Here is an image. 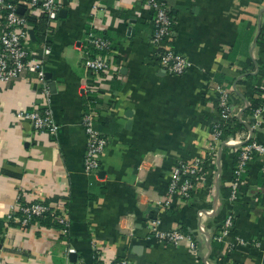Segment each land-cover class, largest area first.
Returning a JSON list of instances; mask_svg holds the SVG:
<instances>
[{"label": "crops", "instance_id": "crops-1", "mask_svg": "<svg viewBox=\"0 0 264 264\" xmlns=\"http://www.w3.org/2000/svg\"><path fill=\"white\" fill-rule=\"evenodd\" d=\"M58 1L62 12L44 64L57 136L36 134L28 121L15 117L40 107L33 76L0 83L2 264H73L68 249L75 252V264H94L93 246L105 260L127 257L130 264H264V156L252 160L244 191L230 203L226 193L237 149L219 155L210 131L217 86L241 118L253 88L264 91V0H163L173 23L169 45L192 62L180 77L155 66L152 17L140 0ZM90 31L105 35L114 48L108 56L113 72L96 82L93 105L94 124L107 147L98 170L87 175L81 120L95 77L83 66L82 43ZM248 60L253 69L241 70ZM247 75L254 77L252 87L240 85ZM252 131L264 146V115ZM196 158L203 170L191 197H174L165 207L172 169ZM20 196L66 209L68 235L62 237L56 224L34 222L21 229L8 223ZM233 210L226 240L240 238L248 245L232 251L212 246ZM153 219L161 232L190 235L196 248L186 239L177 246L156 240L148 230Z\"/></svg>", "mask_w": 264, "mask_h": 264}, {"label": "built area", "instance_id": "built-area-1", "mask_svg": "<svg viewBox=\"0 0 264 264\" xmlns=\"http://www.w3.org/2000/svg\"><path fill=\"white\" fill-rule=\"evenodd\" d=\"M140 1L147 7L152 17V32L149 36V44L151 58L155 66L168 75L183 76L192 67V62L177 53L169 45L173 23L167 4L163 0ZM21 9L24 11L23 14L18 13ZM60 9L61 5L58 0H0V83H12L23 74L31 75L36 79L40 86V107L29 112L18 111L15 117L18 120L28 121L34 133H45L52 137L57 136L59 126L54 120L51 109V95L46 82L44 64L51 53L50 38L58 20ZM28 17L45 18L46 28L40 42L31 40L29 31L34 30ZM82 46L85 49L83 66L86 71L94 75L95 81L100 83L102 76L113 71L106 58L102 56L103 52L110 50L111 43L108 39L90 31ZM90 50L95 54L92 55ZM216 91L218 94V112L211 132L213 146H220L225 143V147L234 148L238 147L239 144L246 143L240 148L238 161L233 170V180L230 183L231 194L228 199L232 203L235 200L238 185L242 181V175L246 173L247 167L255 157L264 156V146L254 139L253 133L250 135L249 130L244 138L238 139V137H235V139H227L222 142L221 137L225 123L231 118H237L241 110L236 115L229 102L228 93L220 86L216 87ZM263 115L264 105L254 111L252 115L254 124H250L251 130L258 121H261ZM95 117V110L89 107L87 112L82 114L81 120L82 128L86 134L83 168L87 175L94 174L98 170L100 157L107 147L106 139L95 127ZM237 119L243 124H248L247 120L241 117ZM202 170L203 163L198 158L190 162L177 163L168 179L166 191L168 199L164 202L165 207L170 206V200L174 197H178L182 201L188 200L195 190V182ZM68 216L66 209L52 207L42 197H37L34 201L24 202L20 196L18 205L12 209L6 221L25 229L34 222L49 218L52 223L59 227L60 235L66 237L70 224ZM159 223L158 219H153L148 225L149 233L156 240L170 246H177L186 239L190 249L196 248L194 239L190 235L179 230L161 232L158 229ZM233 226V215L230 213L225 217L220 233L214 238L216 242L224 243L228 251H232L237 246L244 247L248 245L247 241L240 238L232 241L226 240ZM93 250V259L96 264H130L127 257L105 260L95 246H93ZM71 254H75L74 250L68 249L67 255ZM204 263L208 264L207 261H204ZM0 264H2L1 259Z\"/></svg>", "mask_w": 264, "mask_h": 264}, {"label": "trees", "instance_id": "trees-1", "mask_svg": "<svg viewBox=\"0 0 264 264\" xmlns=\"http://www.w3.org/2000/svg\"><path fill=\"white\" fill-rule=\"evenodd\" d=\"M28 20H29V23L33 27V30H34V33H35V37H36V42H40V40H41V38H42V36L44 34L45 28H46L45 18L44 17H40V18L28 17ZM100 36L103 37V38H105V39H108L103 34H100ZM110 43H111V41H110ZM113 48H114V45L111 43L110 50L102 53V56L104 58H106L108 64L111 67L113 66V62L111 60H109V57L108 56L112 52ZM90 52H91L92 55L95 54V52H93L92 50H90ZM252 69H253V63L250 60H248L247 64H245L242 67L241 70L246 71V70H252ZM115 73H117V72H115ZM253 79H254L253 76L247 75L246 80L240 82V85H243V86L248 85L249 87H252L251 81H253ZM97 88H98V85L96 84V81L95 80H93L92 84L88 85V88H87V91H86L87 97L85 99V105H84V108H83V113H86L89 107L93 108L94 101H95L94 99H96L94 93H95V90H97ZM252 93H253L252 94V97L249 100V106H247V108L242 111V116H243L242 118L252 119V115H253L254 111L264 105V91H262V90H256L255 88H253V92ZM215 121L216 120L212 121L211 124H210V131L211 132H212V127L215 124ZM220 124H222V123H220ZM223 130H224L223 131V135L221 137L222 142L223 141H226L227 139H233V138L237 137L238 134L240 135V139L241 138H244V136L248 132V128L246 127V125L243 124V123H241V121H239L235 117L229 119L225 123ZM244 145H246V143L245 144H242L241 147L244 146ZM241 147H239V148L238 147H234L237 150L235 151V156H234V160H233V163H232V176H231V181L233 180V170L236 167V164H237V161H238V156H239V152H240V148ZM230 149H233V148L222 147V152L229 151ZM248 167H247V170H248ZM245 174L246 173H244V175H242V177H241L242 180L245 177ZM242 184L243 183L241 181V183H239V185H238V188H237L236 193H235V199L238 196H240V194L242 193V191H244V188H243L244 185H242ZM230 194H231V189L229 187L227 189V193H226V196H227L226 199L227 200L229 199ZM234 210L236 211V208ZM234 210H233V213H232V215H233V223L235 222V214L237 213ZM39 223H41V225H45V226H48V225H51V224H55V223H52L49 218L48 219L39 220ZM214 238L211 240L212 246H215L216 245L217 247H219V249H221L223 247V245L226 247V245L224 243H218V242H216L214 240ZM94 264H96L95 261H94Z\"/></svg>", "mask_w": 264, "mask_h": 264}, {"label": "water", "instance_id": "water-1", "mask_svg": "<svg viewBox=\"0 0 264 264\" xmlns=\"http://www.w3.org/2000/svg\"><path fill=\"white\" fill-rule=\"evenodd\" d=\"M23 12H24V11H23L22 9L18 11L19 14H23ZM61 12H62V11H60L59 15L61 14ZM29 34H30L31 40H32V41H35L34 33H33L32 30L29 31ZM46 76H47V74H46ZM240 115H241V113H239V115L237 116V118H239ZM244 124H245L246 127L248 128V130H249V132H250V135H252L253 131L251 130L250 126H249L248 124H246V123H244ZM241 145H242V144H239L238 147H241ZM225 146H226L225 143H222V144L220 145L219 155H220V152H221V150H222V147H225ZM69 259H70V262H71V263H73V264L76 263L77 258H76V255H75V254H71V255H69Z\"/></svg>", "mask_w": 264, "mask_h": 264}]
</instances>
